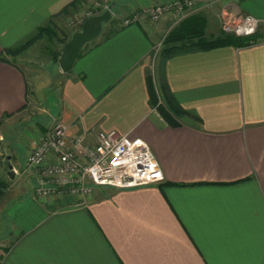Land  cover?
<instances>
[{
	"label": "crops",
	"instance_id": "crops-1",
	"mask_svg": "<svg viewBox=\"0 0 264 264\" xmlns=\"http://www.w3.org/2000/svg\"><path fill=\"white\" fill-rule=\"evenodd\" d=\"M155 1L112 0L111 10L125 17ZM87 4L0 0V133L27 108L32 90L30 66L7 50L42 27L61 29L64 38L63 28ZM223 4L260 20L256 44L164 58L159 37L181 21L114 20L103 30L116 32L88 43L70 72L55 68L60 80L47 89L54 101L39 113L48 127L34 129L32 142L56 120L69 136L87 135L90 143L100 131L141 137L164 180L42 198L24 172L26 152L11 161L19 180L0 200V264H264V0ZM199 5L188 17L204 15L206 33L218 34L222 17ZM149 77L157 89L167 85L185 111L173 115L177 126L151 106Z\"/></svg>",
	"mask_w": 264,
	"mask_h": 264
},
{
	"label": "built area",
	"instance_id": "built-area-1",
	"mask_svg": "<svg viewBox=\"0 0 264 264\" xmlns=\"http://www.w3.org/2000/svg\"><path fill=\"white\" fill-rule=\"evenodd\" d=\"M86 1V12L77 15V19H85L89 12L92 14V10L107 8L105 5L111 0ZM207 2L209 0H175L164 7L154 6L149 15L157 22L166 11L172 10L184 18L197 5ZM222 19L224 31L238 37L255 36L260 25V20L232 6L223 8ZM134 20L127 19L124 24L129 26ZM95 137V143H90L87 135L71 137L62 121H54L50 131L40 141L32 142L26 156L24 172L35 180V194L42 198L65 195L87 197L97 186L133 189L164 180L160 162L143 138L120 135L115 131H100Z\"/></svg>",
	"mask_w": 264,
	"mask_h": 264
},
{
	"label": "rangeland",
	"instance_id": "rangeland-1",
	"mask_svg": "<svg viewBox=\"0 0 264 264\" xmlns=\"http://www.w3.org/2000/svg\"><path fill=\"white\" fill-rule=\"evenodd\" d=\"M171 1H175V0L155 1L152 3V5L150 4L147 7L139 8V9L135 10L134 12H132L130 15L125 16V17H121V15H119V13L117 11L112 12V10H111L112 0H111L109 3H106V5L104 4L105 6H107V8H105V9L103 8L100 10H92V14H94V15H92L89 12L88 16L85 19H82V18L77 19V17L75 16V15H79L82 13L84 14L86 12L85 9L78 11L73 17L74 20L72 18L71 23H69L67 28L66 27H65V29L63 28V31L68 33V35L72 36L73 35L72 33L78 32L82 29L83 23L88 18L103 14L105 11L109 10V7H110V11L112 13V19L115 21L120 20L123 24H124V21H126L127 19H130V18L133 20L136 18V20H134V23H135V21L138 22L144 18H147V19H150V21L154 25L155 24L159 25L162 22V19L164 18L165 15H171L172 21L176 26L180 21H182L183 19H186L188 16H184V18H182L175 11L171 10V11H166V13L161 17V19L159 21L154 22L149 15V10L152 9L154 6H155V8H156V5H157V7L158 6L164 7L168 2H171ZM223 3L224 2H221L219 0H209V2H207L206 4L212 8L211 12L214 11L212 15L215 14L214 15L215 17H216V15H219L220 17H222V11L224 8ZM202 6H204V3H201L199 5V7H202ZM147 10H148V12H146ZM221 20H222L221 31L226 33L224 31L223 19L221 18ZM107 24H105V25L107 26ZM56 31H58V33L60 35H62L61 29H60V31L58 29H56ZM108 31H109V29H107V28L105 30H103L104 34L101 33L99 36L100 38L98 37L97 39H102L101 37H103ZM221 31L218 34H220ZM170 32L167 33V36L170 34ZM218 34H216V35H218ZM226 34H228V33H226ZM167 36L166 37H163V36L159 37L160 41L165 40L167 38ZM94 41H96V40H94ZM160 41H159V43L161 44ZM92 42H90V44ZM163 43H165V42L163 41L161 46H158V48L161 47L159 52H161V50L163 48ZM50 46H51V48H55V49L60 48V45L58 43L51 44L47 41L46 38H41V39L37 40L33 46L29 47L25 51V53H22L21 55L18 56L20 63H25L28 66H30L29 69H31V71H30L31 73L29 72L30 74H28V79L30 82V88L32 90L29 92V99H28L29 105L27 106V108L24 110V112L18 114L16 116V118H14L12 120L13 121L12 124L4 126V128L2 127L1 133H0V150L2 152V155H0V178L7 181L9 184V187H11L13 181H16L18 178H16V176L13 180L9 178V176H8V171H9L8 162L13 165V163L15 162L17 157H18V160L22 161V159L26 155V152L28 153V151H29V150L27 151V149H30V147H31L32 139H36L38 136V135H35V133H33V130L34 129H36V131L38 130V126H39L38 124H42V125L48 124L47 119H45V117L39 113H42L45 110L47 111L48 107L46 105L47 104L51 105L52 102L54 101V97H55L54 93L47 91V89L49 87L52 89V87L57 86L58 82L60 80V75H61L58 73L59 69H57V71H55V69L52 66V63L50 61L51 56H49V54H47V48ZM156 59H157L156 60V63H157V61L159 59V55L156 56ZM34 76H36V78H40V79L37 80V79H35ZM47 127H48V125H47ZM51 128H49L47 131H50ZM38 132H39V134L41 133L40 131H38ZM11 161H13V163H11ZM24 179H25V177H24Z\"/></svg>",
	"mask_w": 264,
	"mask_h": 264
},
{
	"label": "trees",
	"instance_id": "trees-1",
	"mask_svg": "<svg viewBox=\"0 0 264 264\" xmlns=\"http://www.w3.org/2000/svg\"><path fill=\"white\" fill-rule=\"evenodd\" d=\"M113 21L114 20H111L109 23L113 24ZM109 23L107 25H109ZM206 29L207 18L202 14H196L181 21V23H179V25L176 26L165 39L164 58L170 57L179 51L184 50L209 51L231 46H250L257 43L255 38L257 37V34L253 37H238L232 34H226L221 31V33L218 35L209 36L206 33ZM115 32L116 29L112 28L105 35L106 37H110ZM102 34H104L103 31ZM71 37L72 36L67 34L64 38H61L58 31H56V29L52 26L42 27L32 40L20 47L7 50L6 54L10 57L16 58L24 53L29 47L33 46L37 40L46 38L49 43H58L60 45V48L57 49L51 48V46L47 48V54L51 56L50 61L55 69L59 66L61 48L71 39ZM1 59L2 61L5 60L3 56ZM148 88L151 106L154 109H157L171 125L177 126L178 123L175 121L173 115H179L185 111L174 100L173 95H171L167 85L164 84L161 89H157L154 85L153 79L149 77ZM163 100L165 104L163 103ZM38 125L43 126L42 124ZM8 189V182L0 178V200L6 196Z\"/></svg>",
	"mask_w": 264,
	"mask_h": 264
},
{
	"label": "water",
	"instance_id": "water-1",
	"mask_svg": "<svg viewBox=\"0 0 264 264\" xmlns=\"http://www.w3.org/2000/svg\"><path fill=\"white\" fill-rule=\"evenodd\" d=\"M111 19L112 13L110 10L101 15L90 17L83 23L82 29L72 35L69 42L61 48L59 67L64 73H68L73 69L85 45L96 40L102 33L104 25L109 23ZM8 167V176L13 180L16 172L12 164L9 163Z\"/></svg>",
	"mask_w": 264,
	"mask_h": 264
},
{
	"label": "flooded vegetation",
	"instance_id": "flooded-vegetation-1",
	"mask_svg": "<svg viewBox=\"0 0 264 264\" xmlns=\"http://www.w3.org/2000/svg\"><path fill=\"white\" fill-rule=\"evenodd\" d=\"M8 164H9V162H8Z\"/></svg>",
	"mask_w": 264,
	"mask_h": 264
}]
</instances>
